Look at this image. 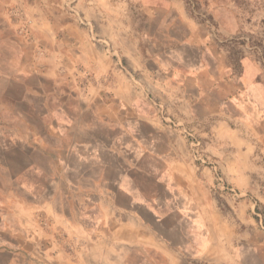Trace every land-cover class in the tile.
<instances>
[{
	"label": "crops",
	"instance_id": "0c3cea01",
	"mask_svg": "<svg viewBox=\"0 0 264 264\" xmlns=\"http://www.w3.org/2000/svg\"><path fill=\"white\" fill-rule=\"evenodd\" d=\"M3 3L13 6L6 11L19 48L0 56L10 114L0 152L25 175L19 192L0 198V264H264V101L249 68L235 73L221 40L203 35L182 2L149 6L156 31L135 41L133 69L123 63L129 41L112 36L105 8L91 21L101 29L94 38L76 20L56 28L35 1ZM53 108L68 115L48 116ZM32 109L54 125L53 145L46 127L32 128ZM186 130L235 192L216 191L214 170L192 160ZM36 152L55 158L50 198L32 185L34 171L46 169L24 164ZM66 155L102 165L64 180ZM50 199L70 227L36 241L30 222Z\"/></svg>",
	"mask_w": 264,
	"mask_h": 264
},
{
	"label": "rangeland",
	"instance_id": "374dc122",
	"mask_svg": "<svg viewBox=\"0 0 264 264\" xmlns=\"http://www.w3.org/2000/svg\"><path fill=\"white\" fill-rule=\"evenodd\" d=\"M0 0V56L6 59L9 52L19 48L16 39L10 33L11 20L7 11L13 8L10 3L7 5ZM27 1L37 2L43 10L41 15L51 20L56 28H60L65 22L76 20L83 26L90 28L94 38L101 37V29L93 26L92 20L98 21V17L103 15L105 8V17L110 22L112 36L118 38L123 33L129 45L127 53L124 54L123 63L128 69L135 67V41L143 35V32L156 31V26L153 23L157 14L148 11L150 5L156 4L162 0H16L14 6H21L22 2L27 7ZM174 2H182L185 4L189 17L198 24L199 31L203 35L217 38L221 40L224 55L227 56L228 62L235 73L241 74L246 69L249 70V79L256 86L255 95L260 96L264 101V0H172ZM5 8L3 10L2 8ZM89 7H94L96 12L90 13ZM90 22V23H88ZM133 42V43H131ZM134 45V46H133ZM146 45L142 43L139 48L143 49ZM112 50L118 55V46H112ZM50 55V54H47ZM46 56H43V58ZM4 62V61H1ZM0 62V63H1ZM5 63H1L0 67H4ZM4 84L0 81V89H3ZM6 89V88H4ZM7 93L0 94V130L5 131V124L10 117L7 109ZM48 116L64 117L68 114L63 110L56 108L50 109ZM44 113L38 110H31V117L37 124L32 125V128H45L42 124ZM4 122V123H3ZM65 122V121H64ZM40 123V124H39ZM70 124H64L63 132H69ZM54 125H47L46 131L47 141L51 145L55 143L54 137L51 135ZM59 142H57L58 144ZM70 141H63L62 145L66 148ZM1 147H6L1 144ZM69 148V146H68ZM54 157L36 152L33 157L27 158L24 162L31 164H40L41 169L46 171H34L32 174V185L36 187V197L44 199V193L48 198L54 195ZM94 159V165L90 160ZM11 158L3 155L0 152V198H7L14 191H20L19 184L23 183L25 168L14 167L10 162ZM259 162L264 163V157H260ZM102 165L101 158L84 157L66 155L63 157V178L70 180L78 178L81 171H93L100 168ZM31 175V174H27ZM97 175V173H96ZM31 185V184H30ZM71 189H63L62 195H69ZM22 196L25 194L22 192ZM26 197V196H25ZM258 217L262 218L264 225V208L259 209ZM34 219L30 222V235L36 241H44L49 239L47 233L52 235L56 232V228L60 229L63 224L55 215L53 201L50 199V204L41 203L37 205L33 213ZM77 238V237H76ZM77 240V239H76ZM7 259L6 253H0V262L4 263Z\"/></svg>",
	"mask_w": 264,
	"mask_h": 264
},
{
	"label": "built area",
	"instance_id": "2783aa9c",
	"mask_svg": "<svg viewBox=\"0 0 264 264\" xmlns=\"http://www.w3.org/2000/svg\"><path fill=\"white\" fill-rule=\"evenodd\" d=\"M185 133L190 138L192 160L196 164L209 166L214 170L216 176V186H215L216 191L222 188L225 191L235 192L232 188L224 186L223 177L220 172V169L218 168V162L215 159H213L212 156H210L208 151H206L202 140L189 130H186Z\"/></svg>",
	"mask_w": 264,
	"mask_h": 264
}]
</instances>
